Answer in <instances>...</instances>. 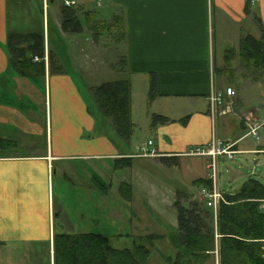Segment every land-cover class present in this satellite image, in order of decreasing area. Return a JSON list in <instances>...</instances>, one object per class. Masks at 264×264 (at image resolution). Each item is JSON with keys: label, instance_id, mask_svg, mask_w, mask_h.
<instances>
[{"label": "crops", "instance_id": "crops-1", "mask_svg": "<svg viewBox=\"0 0 264 264\" xmlns=\"http://www.w3.org/2000/svg\"><path fill=\"white\" fill-rule=\"evenodd\" d=\"M67 1L73 2L81 13L92 11V21L103 26L97 37H121L120 42L109 41L108 48L98 42L91 49L101 48L105 55L107 49L119 54L114 66L120 60L122 65L111 70L114 78L97 82H128L131 129L125 138L120 137L93 106L89 91L83 87L87 88L83 77L76 71V80L62 69L58 52L62 54L67 45L77 47L79 59L82 40L78 37H87L85 29L77 35L61 32L58 8L62 0L50 14L48 6L54 0H45L44 8L42 0H0V140L8 143L7 147L29 151L0 154V246H46L49 264L54 234L99 233L110 238L115 219L122 220L115 198L122 205H131L138 221L154 225L153 214L139 206L146 185L141 178L130 176L133 163L149 160L165 167L158 158L173 161L175 165L166 168H180L190 185L188 192L197 193L199 199L203 187L192 184L210 179L206 171L214 166L217 155L193 154L194 150L220 144L227 148V153L221 155L264 153V145L257 150H239L237 143L246 137L244 134L234 139L227 137L225 124L230 126L234 121L241 130L243 126L237 114L228 113V106L219 107L230 101L225 99L224 90L211 85L215 77L216 84L221 79L238 85V77L247 76L235 71L239 68L238 42L243 34L259 35L255 21L264 31V0ZM80 20L82 25L86 23L82 17ZM31 34L42 36L43 57H33L31 61L40 64L41 69L34 72L32 68L22 74L10 67L5 42L10 35ZM50 52L55 60L52 65ZM133 82L143 88L147 118L143 126L131 121L135 110L131 98ZM150 84L153 91L147 99ZM209 97H217L219 104L210 108ZM245 111L241 113L244 115ZM152 115L167 121L151 125L148 120ZM219 119L222 137L216 140L214 128ZM135 126H148L153 133L155 145L151 142L148 150L154 156L137 158L129 151ZM39 138V142L33 141ZM146 143L132 145L133 150ZM125 158L130 160L129 166L122 168L128 171L117 177L115 162L120 164L118 161ZM214 188L218 192L215 170ZM177 192L169 193L168 207L172 208ZM66 197H77L72 209L66 206ZM75 213L79 215L77 221L73 218ZM95 213L102 217L96 218Z\"/></svg>", "mask_w": 264, "mask_h": 264}, {"label": "trees", "instance_id": "trees-1", "mask_svg": "<svg viewBox=\"0 0 264 264\" xmlns=\"http://www.w3.org/2000/svg\"><path fill=\"white\" fill-rule=\"evenodd\" d=\"M77 10L73 5L65 6L61 2L58 13L62 32L80 33L82 26L79 17L86 21L92 17L89 12ZM255 24L259 32L257 37L243 34L239 39L238 64L241 71L249 69L256 73L259 70L264 74V31L258 22L255 21ZM102 27L88 30L99 32L103 30ZM5 48L13 70L23 74L32 68L34 72L41 69L40 64L31 63L33 57L40 60L43 57L41 35H10L6 38ZM152 91L150 84L147 99L151 98ZM89 96L100 116L110 120L116 133L125 138L131 129L128 82L117 80L100 83L90 88ZM150 120L151 125L167 121L156 115H152ZM7 145L0 140V149ZM158 160L166 166L175 165L167 158L160 157ZM118 162L120 164L115 162V169L129 166L130 160L125 158ZM192 185L211 189L210 179L197 180ZM122 190L124 188L121 187V193ZM222 199L223 202L213 213L193 193L178 191L172 202L175 227L163 235L140 237L131 242L130 248H112L108 239L99 233L54 234L52 264H145L150 253L141 242L147 243L150 249L153 241L163 239L168 244L166 250L170 251L169 255H163L165 264H203L209 256L215 255L217 264H264L260 257V246L264 243V211L261 209L264 179L249 177L232 193H222Z\"/></svg>", "mask_w": 264, "mask_h": 264}, {"label": "rangeland", "instance_id": "rangeland-1", "mask_svg": "<svg viewBox=\"0 0 264 264\" xmlns=\"http://www.w3.org/2000/svg\"><path fill=\"white\" fill-rule=\"evenodd\" d=\"M57 4L58 0H54L53 5L48 6V14H50L51 10H56ZM74 8L75 10H77L76 7ZM85 12H89L91 15H93L92 11ZM96 12H99V9H96ZM87 20L88 21H86V23H84L83 25L82 21L80 20V23L83 26L82 30H86L83 33H85V35L87 36V39L84 37H78L80 40H82V44L79 45V47L82 49V52L80 53L81 57L79 58L80 60L77 58V47L72 48L68 47L67 45L62 54L60 53V51L58 52L60 62L62 63V69L67 73L73 75L76 80L77 74H75V72L77 71L78 75L83 77L82 79L84 83H87V88L85 85H83L85 91L86 89L87 91H89L90 88L99 84L97 81H110V79H113L114 76L111 74V70L120 69L122 65L120 60L117 66H114V59L117 55H119L117 52H113L112 54L111 52H109V49H107V55H105V53H102L100 51L101 48H99L98 50L95 49L96 51L91 49V46L93 47L94 44H97L98 42L105 45V48H108L107 45L110 44L109 41L112 40V42H120L121 37L115 36L113 38H106V34L104 33L103 34L105 36L101 38L97 37L99 36L100 31L93 32L89 30L97 27L99 22L92 21V17H89ZM90 26L93 27L91 28ZM63 34L68 35L64 32ZM116 34L117 33H113L111 35L114 36ZM52 60L55 61L53 54L49 59V63L51 65L53 64ZM111 60H113L112 64L110 63ZM235 71L239 74L243 73V76L247 75L243 78H239V75L237 76V80L239 81L238 85H235L232 82L228 83V80L221 81V79H218V83L216 84V77L214 79V83L211 85L213 89H222V92L224 90L225 99L230 101L222 102L219 107L224 108L228 106V113L237 114V118L243 126V130H241L237 123L234 121H232L230 126L228 123L225 124L227 137H229L230 139L238 138L242 134L245 135L246 133H249V129L257 127L255 131L256 138L248 135L237 143V148H239V150H257L255 149L256 147L264 145V74L259 70L256 73L251 72V70L249 69L241 71L240 67H237ZM226 82L228 84H225ZM233 88H236V90L234 89L235 92L232 91ZM227 89H229L232 93L234 92L233 95H226ZM142 94L143 88L141 89V86H139L138 83L133 82L131 87V98L132 109L135 110L133 111L131 121L137 123L138 126L145 125V120L147 119L145 117L146 108L143 106ZM93 106L96 107L95 105ZM241 111H245V114L243 115ZM225 117H230V115L226 114ZM150 122L151 120H148V123ZM218 125L221 127L220 119L215 122L214 130L216 134L214 135V138L216 140L222 137V132L220 131L221 128L219 130ZM138 126H135L134 131H132L130 134V139L133 142L132 145L138 146L141 143L145 144L146 141L149 140L153 143L154 146V135L153 133H151V130L148 128V126L144 128H138ZM40 140L41 139L39 138L34 139L33 141L39 142ZM132 145L129 151L134 154L138 153L137 151L133 150L134 147ZM27 152L29 151L25 148H10L7 146H2V148L0 149V154H25ZM166 167L167 166L159 167V164H157L156 161L149 160H144L143 162L140 161L132 164L130 176H135L138 179L141 178L143 184L146 185V188L144 190L145 195H140V200H142V203H140L139 206L144 212L146 211L147 213L153 214L151 216L154 217V225L148 221H138L137 215L134 214L132 206H129L127 204L122 205L120 199L115 198V208L116 210H119L120 216H122V220L115 219L113 223V229L109 230L112 231L110 232L112 233L110 235L111 237L108 238L109 245L112 248H130L131 242L135 239L144 237L145 235L149 234H164L166 231H169L171 228L173 229L175 227L176 224L174 210L173 208L168 207L170 206L169 201L171 200V195L169 193L175 192V190L183 193H188V191L190 190V185L188 184L187 179L183 177V171H181L180 168H178L177 170L173 167H169L170 169ZM213 169L215 170L216 174V191H218V193H227L236 190L249 177L256 180L264 179V153L257 154L255 152H244L230 156L220 154L217 155L214 159ZM127 171L128 169L125 168L116 169L115 176L122 177V175ZM210 173L211 170L208 169L206 171V175L210 177ZM134 191L140 192L136 189H134ZM147 194L148 198H146ZM194 195L195 198H197V193H195ZM66 198V206L72 209L74 203L77 202V197ZM69 199L71 200L68 204ZM147 199H150L151 207L148 206L149 201ZM136 200L140 201L138 196L136 197ZM94 216L96 218L102 217L100 213H95ZM73 218L75 221H77V219H79V215L77 216V213H75L73 215ZM169 222H171V227L169 225ZM94 231L97 232V230ZM141 244L145 247V249H148L150 253L148 259H146L145 264H165L163 255L170 254V251L166 250L168 248L166 240L163 239L153 241L151 243L150 249L147 243L141 242ZM215 256H209L208 259L203 262V264H216L217 262H215ZM49 263L50 262L46 246H0V264Z\"/></svg>", "mask_w": 264, "mask_h": 264}, {"label": "built area", "instance_id": "built-area-1", "mask_svg": "<svg viewBox=\"0 0 264 264\" xmlns=\"http://www.w3.org/2000/svg\"><path fill=\"white\" fill-rule=\"evenodd\" d=\"M63 5L65 6H71L73 5V2L71 1H67V0H62ZM42 8L45 7V0H42ZM226 95H233V93L227 89L226 91ZM209 103V107L211 108L214 104H219V99L217 97H209L208 100ZM257 127L251 128L249 129V133H246L245 136L250 135L252 137H255V131H256ZM256 138V137H255ZM151 144L150 141H147L146 145L143 147H140L138 149H136V151L138 153L134 154L133 157H139V158H143V157H151L154 156L153 152L148 150L149 145ZM227 148L224 146H221L220 144H216L215 147L211 146L210 149H196L194 150L193 154H204V155H210L215 156V155H220V154H226L227 152ZM226 152V153H225ZM210 180H211V189L207 190L205 188H201L199 190V200H201V202L209 209L212 210V212L214 213L218 204L220 202H223L222 199V195L218 192H215V188H214V169L212 167V165L210 166ZM261 209L264 211V201L261 203ZM264 241V240H263ZM260 257L264 262V243L263 245L260 246ZM216 259V256H215ZM215 262H217V259L215 260ZM217 264V263H216Z\"/></svg>", "mask_w": 264, "mask_h": 264}, {"label": "water", "instance_id": "water-1", "mask_svg": "<svg viewBox=\"0 0 264 264\" xmlns=\"http://www.w3.org/2000/svg\"><path fill=\"white\" fill-rule=\"evenodd\" d=\"M198 199V198H197ZM199 200V199H198ZM200 201V203H201V200H199Z\"/></svg>", "mask_w": 264, "mask_h": 264}]
</instances>
